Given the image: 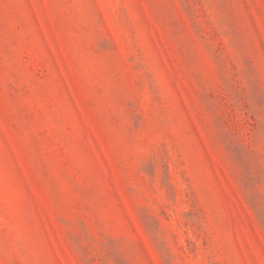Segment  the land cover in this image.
Listing matches in <instances>:
<instances>
[{
  "label": "rangeland",
  "instance_id": "rangeland-1",
  "mask_svg": "<svg viewBox=\"0 0 264 264\" xmlns=\"http://www.w3.org/2000/svg\"><path fill=\"white\" fill-rule=\"evenodd\" d=\"M0 264H264V0H0Z\"/></svg>",
  "mask_w": 264,
  "mask_h": 264
}]
</instances>
